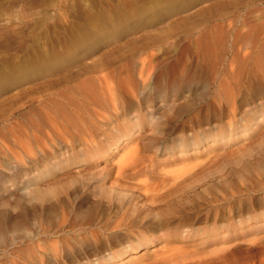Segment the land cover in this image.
Instances as JSON below:
<instances>
[{"label": "rangeland", "instance_id": "rangeland-1", "mask_svg": "<svg viewBox=\"0 0 264 264\" xmlns=\"http://www.w3.org/2000/svg\"><path fill=\"white\" fill-rule=\"evenodd\" d=\"M83 29L98 37L79 39ZM197 40L220 53L216 76L193 85L178 81L157 95L143 90L146 58L155 59L158 73L171 84L189 62L199 63L197 51L185 48ZM238 50L255 52L246 67L233 61ZM170 51L173 56L165 58ZM260 64L264 68V0H0V210L17 216L23 206L36 203L29 199L31 190L60 186L63 195L81 182L90 183L92 200L111 187L124 188L130 199L141 192L135 184L140 180L119 176V169L141 153L147 160L140 167L159 170L156 181L164 169L189 168L180 193L189 204L218 209L229 194L231 229L224 226L211 235V216L192 231L147 233L140 240L133 235L138 245L121 252L119 264L219 249L223 241L238 248L232 264H264ZM247 68L257 76L242 79ZM99 75L109 77L104 82ZM109 86L120 95L136 87L146 94L145 103L126 93L125 105L118 98L117 114ZM139 203H146L145 196ZM113 248L121 249V242ZM113 248L89 251L66 264L95 262ZM29 252L23 241L4 244L0 264Z\"/></svg>", "mask_w": 264, "mask_h": 264}, {"label": "bare ground", "instance_id": "bare-ground-1", "mask_svg": "<svg viewBox=\"0 0 264 264\" xmlns=\"http://www.w3.org/2000/svg\"><path fill=\"white\" fill-rule=\"evenodd\" d=\"M76 32L78 33L80 31ZM97 35L98 33L96 31H89L87 29L84 30L80 36L76 34V36L83 41L92 40ZM75 40H77V38ZM176 45L178 46V44ZM214 46L215 45L208 42H201V40L192 43L187 42L185 48L191 47L197 51L199 63L197 65L190 62V64H186L188 66L185 67L186 69L184 68L186 71H183L184 73L181 75L176 74L172 77L173 83L171 84L167 83L168 80L162 73H158L160 66L155 59L152 56L150 58L147 56L148 58L145 60L144 57L142 61L145 60V62L143 61V64L141 63L142 68L140 75V79L144 85L143 90L146 92L148 88H151L152 91H154V95H157L160 94L165 87L169 88L168 91L170 92L178 81H186L193 85V83L200 84L208 80L212 75L216 76L220 60L218 55L220 53L217 55L218 52H214L216 49ZM188 51H190V49ZM245 51L243 53L239 51L235 54L236 56L233 58V61H237L239 65L246 67L255 52L254 50L252 52ZM191 52L194 51L191 50ZM171 53V51L167 52L165 58L173 56ZM183 64L185 65L184 62ZM175 65L178 64L171 63V66ZM260 65L262 66L260 82L264 86V68L263 64ZM236 68L238 67L236 66ZM181 69H183V67ZM252 72L247 68V70L243 72L242 79L254 77L256 74ZM99 76L100 78H98ZM99 76L96 77L99 80H105L104 82H106L109 77L104 76V78H102V75ZM152 76H154L153 81H151ZM157 78L159 79V83L153 87V85L157 83V80H155ZM237 84L240 86L239 88H241L244 85L243 80L238 81ZM109 85H111V83ZM111 86L108 87L107 93L113 102V112L118 114V98L120 100V105L124 104L125 101L123 103V98L126 93L132 97H137L136 99L140 98L141 104L145 103L146 94L143 95L142 93V96L140 94V89L136 87L125 89L124 91H126V93L123 95L122 91L121 96L117 92L115 93L113 90L114 88H111ZM182 110L183 108L181 107L178 111ZM120 138V135L115 136L113 143L117 144ZM31 153L37 154L38 152ZM41 153L44 154L45 152ZM146 160L147 157L141 153H134L128 159L129 164L119 169V176L140 180L135 184L137 187H140L141 192L137 195L134 194L130 199H126L127 193L124 188L123 190L121 188L117 189L111 187L103 189L104 194L92 200L90 183L81 182L76 184L71 190H67L63 195L60 194L62 193L60 186L40 187L31 190L29 192V199L36 201V203L33 202L31 206H23L21 213L17 216L0 210V246L7 243L13 244L17 241H23L29 245L30 252L23 256H21L22 254L19 256L12 255L10 264H66L68 259L72 257L79 258L89 251H99L104 247L106 249H112L113 245L121 242V249L116 250L113 248V250L102 259H96V263L94 260L89 259L79 263L119 264V261L116 260L121 256V252L129 251V249H132L135 245L134 243L136 241L133 239V235L138 237L137 240H140V237L147 233L155 235L157 232H168L173 229H175L176 232L184 230L192 231L196 222H200L202 219H207L211 216H214L213 226L209 229L211 235L215 236L223 230L224 226L227 229L230 228L232 209L229 207L231 204V196H229V194L225 193L223 195V205L220 208L216 209L214 206H210L205 207V209H200L193 204H189L185 197L180 194L184 188V178L188 171H190L189 168L182 170L164 169L160 171L162 174L161 180L156 181L154 177L156 171L154 169L140 167ZM248 166L252 167V165ZM142 177L145 179H140ZM142 196L146 198V203L144 204L139 203V199ZM123 210L125 211L121 214ZM220 219H223L225 224L219 225L218 222ZM33 223L36 225L37 231L36 229L34 231L31 230ZM122 234L126 235L123 239L121 238ZM125 239L127 240L125 241ZM227 242L228 241H223L222 244L219 245V249L212 248L209 251L196 250L194 252H183V250L178 251L180 249H175L174 251H178L177 253H170L171 255L168 253L169 256L165 254V257L163 255V258L160 257L161 259H157L148 264H232L239 251L237 246L234 247Z\"/></svg>", "mask_w": 264, "mask_h": 264}]
</instances>
